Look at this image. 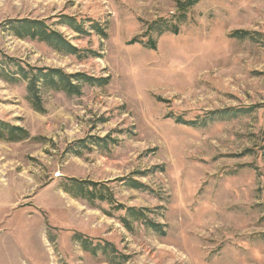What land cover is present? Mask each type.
<instances>
[{
    "label": "rangeland",
    "instance_id": "1",
    "mask_svg": "<svg viewBox=\"0 0 264 264\" xmlns=\"http://www.w3.org/2000/svg\"><path fill=\"white\" fill-rule=\"evenodd\" d=\"M186 1L0 0V264H264V0Z\"/></svg>",
    "mask_w": 264,
    "mask_h": 264
},
{
    "label": "trees",
    "instance_id": "2",
    "mask_svg": "<svg viewBox=\"0 0 264 264\" xmlns=\"http://www.w3.org/2000/svg\"><path fill=\"white\" fill-rule=\"evenodd\" d=\"M202 0H187L184 3H180V14L183 16V12H186V9H190ZM181 23V21H180ZM65 24L68 27H71L74 31L77 33H83V28L79 24H74V20H70L69 22H65ZM92 30H95L97 33H99L101 36L106 37V35L103 33V31L99 28L98 24H92ZM172 31L176 33L178 31V28L175 26H172ZM13 30L15 31L16 36H18L21 39L25 38H31V39H40V41L45 42L52 46L54 49L66 52L70 55H79L80 53L73 48L71 45H69L62 37L57 34L56 32H53L49 30L45 25L39 22H29V21H22L18 25L15 24L13 27ZM242 33H235L234 37L242 36ZM23 81L28 82V92L30 96L37 97L38 93V84L42 83L44 86L54 89V90H62L66 92L69 95H78L79 90L78 88L71 83V80L75 81H81L87 84L93 85V80L88 78H81L80 76L74 77V76H67L64 73L60 71H48V70H31V73L28 72L23 66H18V70L16 73ZM0 78L11 81L12 78L0 73ZM32 98V97H31ZM35 99V98H34ZM37 110H39L37 105H34ZM40 111V110H39ZM42 111V110H41ZM234 112L238 113L239 111H222L216 113L210 114V117H214L216 115H220V117H225L226 114ZM194 124V123H193ZM0 128L2 130L1 133H6V136L8 137V141H17V139H25L27 138V134L20 128H13L10 127L7 124H0ZM16 133H19L21 136L17 137L15 136ZM3 137V134H0V138ZM77 184V182H75ZM133 188L141 189L142 184L134 183ZM81 192H83L82 184H77V187ZM90 195L89 193H87ZM80 197V195H79ZM130 215L132 217H136L138 219H146L144 217V214H142L141 211H130ZM146 224L150 226L152 229H154L157 232H162L163 228L160 225L153 224L150 220H146ZM163 233V232H162Z\"/></svg>",
    "mask_w": 264,
    "mask_h": 264
}]
</instances>
